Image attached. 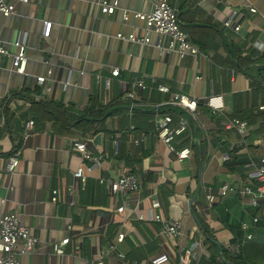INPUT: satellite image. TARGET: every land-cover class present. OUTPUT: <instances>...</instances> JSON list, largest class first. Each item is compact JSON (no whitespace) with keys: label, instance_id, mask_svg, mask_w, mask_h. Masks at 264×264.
<instances>
[{"label":"crops","instance_id":"crops-1","mask_svg":"<svg viewBox=\"0 0 264 264\" xmlns=\"http://www.w3.org/2000/svg\"><path fill=\"white\" fill-rule=\"evenodd\" d=\"M4 1L15 12L0 13V45L15 54L21 38L28 60L21 74L11 56H0V214L15 212L40 240L35 251L19 256L20 264H94L101 252L103 264H149L160 254L169 256V264H182V250L194 240L202 248L191 264H223L222 250L232 255L233 244L264 247V215L247 196L229 192L209 207L201 186L216 194L226 180L247 184L246 164L264 158V70L256 84L234 63L256 57L253 41L264 44V0H166L198 49L184 57L155 32L147 44L117 38L142 34L143 22L133 16L124 21L122 12L149 11L150 0ZM102 1L118 7L104 14ZM227 4L237 12L238 33L222 27L231 15ZM45 21L51 22L48 36L42 35ZM255 66L264 63L253 64L254 72ZM113 68L119 77H110ZM96 75L110 77L109 86L97 84ZM136 78L145 88L131 87ZM158 81L198 100L197 123L172 104L171 93L157 90ZM129 88L134 99L126 96ZM213 94L222 96V113L212 114L204 103ZM166 114L188 118L187 130L173 141L176 149H190L183 160L157 137V119ZM231 118L250 123L243 138L225 126ZM72 140L85 142L98 162L82 160ZM224 153L230 158L222 161ZM14 155L18 163L10 171ZM80 166L84 181L74 176ZM121 172L133 174L139 185L124 213L116 211L122 197L108 183ZM152 196L165 217L181 220L179 238H163L158 223L136 218L148 216ZM66 237L64 254L57 255L53 245Z\"/></svg>","mask_w":264,"mask_h":264},{"label":"built area","instance_id":"built-area-1","mask_svg":"<svg viewBox=\"0 0 264 264\" xmlns=\"http://www.w3.org/2000/svg\"><path fill=\"white\" fill-rule=\"evenodd\" d=\"M22 3L28 2V0H19ZM152 7L149 11H128L123 10L122 18L124 21L128 20L130 16L138 18L143 22V31L141 35L130 32L128 35L122 33L117 34V38L129 40L137 44L149 43L150 32H155L160 36H166L168 40V49L176 50L181 57L187 54L196 55L198 49L191 45L188 41L186 33L180 28L178 21L177 10L174 6L170 5L166 0H150ZM118 7L117 1L108 3L107 1L100 2V11L104 14H113ZM230 10V16L221 21L224 29H229L234 33H238L241 29L240 20L235 19V8L227 4L226 6ZM251 13H255L254 7L248 8ZM15 12V5L0 0V13L3 16H10ZM241 18V17H240ZM51 22H43L42 35L48 36L50 33ZM14 45L17 47L15 54H10L3 46L0 45V56L9 55L12 58L13 69L18 73H24V69L27 63L26 48L23 40L18 38ZM252 47L264 51V44L259 41H253ZM120 71L118 68H113L110 72V77H119ZM110 77H103L96 75L97 84L104 83L107 88L110 84ZM39 82L43 81V78H39ZM121 86L124 82L119 79ZM139 86L145 88V83L142 78H136L131 84V87ZM157 90L163 93H171L172 104L186 112L197 123L198 121V100L194 96H190L183 92H171L170 87L158 81L156 85ZM126 96L134 99V91L132 88L127 89ZM205 105L210 109L212 114L222 113L224 103L221 95H210L204 100ZM260 109H264V104L260 106ZM33 124V121H29L25 124L28 128ZM188 118L182 114H179L177 119H174L170 114L164 115L162 118L157 119V137L164 143L168 149L175 153L179 160H183L190 155L189 148L176 149L173 146V141L177 136L182 135L188 128ZM228 129L235 130L242 138L247 130L248 121L239 118H231L225 125ZM264 140V137H263ZM72 146L79 152L82 160H92L98 162V158L93 156L90 150L87 148L85 142L80 140H72ZM230 158L229 154L224 153L221 156V160L225 161ZM17 156H11L7 163V169L12 171L17 166ZM249 168L246 175L250 180L247 184H232L230 181H224L217 189V195L214 193L212 186L201 184L205 201L209 207H211L218 197H224L229 192H232L239 197H248V205L256 210H260L264 215V158L260 160V164L256 165L252 161L246 164ZM83 167L80 166L74 172V176L85 180ZM101 181V180H100ZM109 188L113 194L120 195L122 202L116 209L118 213H124L129 205L128 199L130 194L139 190V185L135 176L129 172H121L115 178H111L108 181ZM52 200L56 199V190L52 192ZM136 218L139 220L147 219L150 222L158 223L160 225L158 235L163 238H179L182 235V222L177 217H165L162 212L161 202L157 196L150 197V203L148 207V216L145 218L141 214H137ZM253 223L258 221V217L252 219ZM243 229H247L248 225L243 224ZM123 234L120 233L117 236V240L121 241ZM251 235H247V239H250ZM70 241L69 237L63 238L60 242L53 245V250L57 255L64 254V247ZM40 244V240L34 236L30 230L23 226L20 222L19 216L15 212H5L0 214V264H20L19 256L27 253H31L37 249ZM241 245L233 244L229 249L232 254H238L240 252ZM202 248V243L199 240H194L190 245L182 250V264H191L197 258L198 251ZM77 252L78 247L75 248ZM104 252L98 255L94 264H103ZM170 258L167 254L157 255L149 260V264H169Z\"/></svg>","mask_w":264,"mask_h":264},{"label":"trees","instance_id":"trees-1","mask_svg":"<svg viewBox=\"0 0 264 264\" xmlns=\"http://www.w3.org/2000/svg\"><path fill=\"white\" fill-rule=\"evenodd\" d=\"M251 53L255 55L256 57L252 60L250 57H247L245 59L244 57H238L235 58L236 61L235 66L238 69H241L247 73L248 77L253 80V83L258 84L257 77L259 75H262V71L264 70L263 66H255L256 71H253L252 65L257 63H264V51L263 52H255L254 49H252ZM251 54V55H252ZM252 62V65L248 67V64ZM202 230L205 231V229L202 227ZM206 232V231H205ZM206 241H210L208 238H206ZM232 254V253H231ZM222 257H223V264H264V247L254 244V243H248L244 246H241L240 252L238 254H228L226 250H222Z\"/></svg>","mask_w":264,"mask_h":264},{"label":"rangeland","instance_id":"rangeland-1","mask_svg":"<svg viewBox=\"0 0 264 264\" xmlns=\"http://www.w3.org/2000/svg\"><path fill=\"white\" fill-rule=\"evenodd\" d=\"M248 126H247V130H246V132H245V134L247 133V131H248V128H250L251 126H250V123L248 122ZM263 129V128H262ZM253 210V209H252Z\"/></svg>","mask_w":264,"mask_h":264},{"label":"water","instance_id":"water-1","mask_svg":"<svg viewBox=\"0 0 264 264\" xmlns=\"http://www.w3.org/2000/svg\"><path fill=\"white\" fill-rule=\"evenodd\" d=\"M99 138V136H96V139H98Z\"/></svg>","mask_w":264,"mask_h":264}]
</instances>
